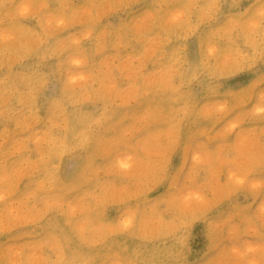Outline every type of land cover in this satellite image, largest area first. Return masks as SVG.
Here are the masks:
<instances>
[{
    "label": "rangeland",
    "instance_id": "obj_1",
    "mask_svg": "<svg viewBox=\"0 0 264 264\" xmlns=\"http://www.w3.org/2000/svg\"><path fill=\"white\" fill-rule=\"evenodd\" d=\"M0 264H264V0H0Z\"/></svg>",
    "mask_w": 264,
    "mask_h": 264
}]
</instances>
